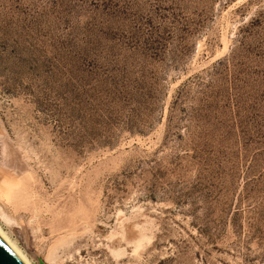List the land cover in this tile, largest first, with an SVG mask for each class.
I'll use <instances>...</instances> for the list:
<instances>
[{
  "label": "rangeland",
  "instance_id": "1",
  "mask_svg": "<svg viewBox=\"0 0 264 264\" xmlns=\"http://www.w3.org/2000/svg\"><path fill=\"white\" fill-rule=\"evenodd\" d=\"M0 173L31 264H264V0H0Z\"/></svg>",
  "mask_w": 264,
  "mask_h": 264
},
{
  "label": "water",
  "instance_id": "2",
  "mask_svg": "<svg viewBox=\"0 0 264 264\" xmlns=\"http://www.w3.org/2000/svg\"><path fill=\"white\" fill-rule=\"evenodd\" d=\"M0 264H24L1 237H0Z\"/></svg>",
  "mask_w": 264,
  "mask_h": 264
},
{
  "label": "bare ground",
  "instance_id": "3",
  "mask_svg": "<svg viewBox=\"0 0 264 264\" xmlns=\"http://www.w3.org/2000/svg\"><path fill=\"white\" fill-rule=\"evenodd\" d=\"M12 152V151H11ZM14 153V151H13ZM2 172V171H1ZM5 174V173H4ZM2 173H0V176ZM13 176V175H12ZM4 177V176H3ZM15 177V176H14ZM11 179V178H10ZM12 180V179H11ZM8 181V180H7ZM4 183V182H3ZM1 186V185H0ZM2 189V188H1ZM1 191V190H0ZM3 192V191H2ZM0 237L9 245V247L15 252V254L21 259V261L24 264H31L30 261L27 259V257L23 254V251H21L18 246L10 240L8 235L2 230L0 227Z\"/></svg>",
  "mask_w": 264,
  "mask_h": 264
}]
</instances>
